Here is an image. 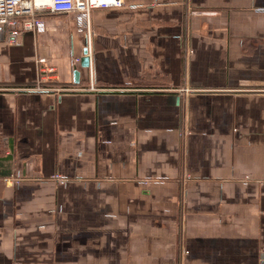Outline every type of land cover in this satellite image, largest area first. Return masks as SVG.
I'll use <instances>...</instances> for the list:
<instances>
[{"label":"crops","instance_id":"0c3cea01","mask_svg":"<svg viewBox=\"0 0 264 264\" xmlns=\"http://www.w3.org/2000/svg\"><path fill=\"white\" fill-rule=\"evenodd\" d=\"M124 2L0 41V264H264V0Z\"/></svg>","mask_w":264,"mask_h":264},{"label":"built area","instance_id":"2783aa9c","mask_svg":"<svg viewBox=\"0 0 264 264\" xmlns=\"http://www.w3.org/2000/svg\"><path fill=\"white\" fill-rule=\"evenodd\" d=\"M124 5V0H0V41L19 46L24 33H44L42 15L48 12L73 15L77 33L88 35L92 31L91 14L94 10L122 8ZM80 60L75 58L72 61L75 64ZM39 62L45 64L47 59L40 58ZM55 179L66 182L59 175ZM20 181L10 180L12 183Z\"/></svg>","mask_w":264,"mask_h":264},{"label":"water","instance_id":"95a60500","mask_svg":"<svg viewBox=\"0 0 264 264\" xmlns=\"http://www.w3.org/2000/svg\"><path fill=\"white\" fill-rule=\"evenodd\" d=\"M83 57L81 58V66L82 67H85V68H88L89 67V64H90V58L88 57V50L85 49L84 52H83ZM79 77H80V74H79V71L76 70L75 68V71H74V81L76 83L79 82Z\"/></svg>","mask_w":264,"mask_h":264}]
</instances>
